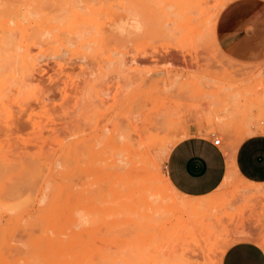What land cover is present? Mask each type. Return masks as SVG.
<instances>
[{
	"label": "rangeland",
	"instance_id": "obj_1",
	"mask_svg": "<svg viewBox=\"0 0 264 264\" xmlns=\"http://www.w3.org/2000/svg\"><path fill=\"white\" fill-rule=\"evenodd\" d=\"M43 1L0 0V264H219L243 240L264 251V184L231 173L191 221L162 213L180 198L140 175L149 136L164 175L168 142L189 129L222 151L264 135V41L238 59L210 35L230 0H201L203 14L189 0ZM34 7L49 32L22 21H45Z\"/></svg>",
	"mask_w": 264,
	"mask_h": 264
},
{
	"label": "crops",
	"instance_id": "obj_2",
	"mask_svg": "<svg viewBox=\"0 0 264 264\" xmlns=\"http://www.w3.org/2000/svg\"><path fill=\"white\" fill-rule=\"evenodd\" d=\"M263 31L264 3L234 0L219 12L214 38L219 50L232 57L257 58L261 57ZM230 167L237 179L264 184V135L247 137L234 148L222 151L212 145L210 136L189 129L188 136L168 152L164 175L176 192L201 198L223 183ZM219 264H264V251L252 241H238L225 249Z\"/></svg>",
	"mask_w": 264,
	"mask_h": 264
},
{
	"label": "bare ground",
	"instance_id": "obj_3",
	"mask_svg": "<svg viewBox=\"0 0 264 264\" xmlns=\"http://www.w3.org/2000/svg\"><path fill=\"white\" fill-rule=\"evenodd\" d=\"M43 1V0H42ZM45 1L46 0H44L43 2L45 3ZM50 1H52V0H49V2ZM56 1V0H55ZM55 1L53 0L52 2H54L55 3ZM59 0H57L56 2H58ZM227 1V0H226ZM229 1V0H228ZM232 1H234V0H230L229 2H232ZM32 2H34V0H32ZM38 2H39V0H38ZM47 2V1H46ZM60 2H62V1H60ZM70 2V1H69ZM188 2V1H187ZM186 2V3H187ZM205 2V1H204ZM209 2V1H208ZM31 3V2H30ZM35 3H36V1H35ZM43 3V5H45V6H47L46 4H44ZM131 3V2H130ZM32 4L34 5V3H31L30 5L28 4V6L27 7H30L29 9H31V8H33L32 7ZM37 4V3H36ZM52 4V3H51ZM48 5V6H52V5ZM56 4V3H55ZM55 4H53V5H55ZM58 4V3H57ZM67 4V3H66ZM171 4H173V3H171ZM203 5V3H202V1L201 0H189V4H188V7L191 5V8H195V9H197L198 10V12L200 13V14H203L204 13V11L200 8V5ZM225 4V3H224ZM40 5H42L41 3H40ZM40 5H38V6H40ZM60 5V4H59ZM179 5H181V4H179ZM204 5H206L205 3H204ZM36 6V5H35ZM44 6V7H45ZM67 6V5H66ZM65 6V7H66ZM134 6V5H133ZM58 7H60V6H58ZM65 7H63V8H65ZM88 7V6H87ZM176 7V6H175ZM186 7V6H185ZM185 7H184V10H185ZM202 8L203 7H205V6H201ZM224 7V6H223ZM37 8V7H36ZM36 8L34 7V11H30L29 12V10H28V13H29V15L31 16V17H33L34 15H36V14H34V13H38V15L40 14L37 10H36ZM38 8H40V7H38ZM53 8V7H52ZM63 8H62V10L61 11H64L63 10ZM67 8V7H66ZM174 8V7H173ZM190 8V9H191ZM57 9V8H56ZM190 9H188V11L190 10ZM43 10V9H42ZM45 10V9H44ZM44 10H43V12H44ZM55 10V9H54ZM69 9H67V11H68ZM174 10H176V9H174ZM40 11V10H39ZM47 11V10H46ZM134 11H135V9H134ZM194 11V10H193ZM221 11V10H220ZM219 11V12H220ZM65 12V11H64ZM69 12V11H68ZM133 12V11H132ZM185 12V11H184ZM192 12V11H191ZM191 12H189V14H191ZM196 12V11H195ZM197 12V13H198ZM218 12V13H219ZM32 13H33V16H32ZM57 13V12H56ZM61 13V12H60ZM84 13V12H83ZM83 13H81V14H83ZM134 13V12H133ZM174 13V12H173ZM180 13V12H179ZM188 14V13H187ZM192 14L194 15V13L192 12ZM46 15V14H45ZM47 15H48V13H47ZM87 15V14H86ZM91 15V14H90ZM134 15V14H133ZM179 15H181V14H176L175 16H179ZM182 15H183V12H182ZM181 15V16H182ZM186 15V14H185ZM197 15V14H196ZM218 15V14H217ZM217 15H213L212 17H210L211 19H208L210 22V26H209V31H210V35H212L211 37H212V39H214V24H215V20H216V17H217ZM27 16V15H26ZM25 15L23 16V18H21L22 19V21L23 20H25V21H30V23L31 24H34L36 27H40V26H43L44 27V29H45V31L46 32H49V30H51L52 28H54L55 27V25H53V24H51L50 23V21H48V20H46L47 18V16L45 17L44 15V17L43 16H40V17H43L44 19H42V18H40V20H45V21H40V22H38V20H35V18L32 20V18H30V19H28V17H26ZM48 16H50L51 17V15H50V13H49V15ZM64 16V15H63ZM68 16V15H67ZM70 16V15H69ZM136 16V15H135ZM56 17H57V15H56ZM85 17V16H84ZM137 17V16H136ZM184 17V16H183ZM182 17V18H183ZM52 18V17H51ZM58 18V17H57ZM59 18H60V16H59ZM64 18H65V16H64ZM86 18V17H85ZM129 18H131V16L129 17ZM134 18V17H133ZM177 18V17H176ZM28 19V20H27ZM37 19H39V18H37ZM66 19V18H65ZM65 19H63L62 21L63 22H65L66 20ZM184 19V18H183ZM57 21H58V19H56ZM60 20V19H59ZM65 20V21H64ZM137 20V19H136ZM57 21H55L56 23L55 24H58V22ZM121 21V20H120ZM119 21V22H120ZM128 21H129V19H128ZM127 20H126V22H128ZM131 21V20H130ZM129 21V22H130ZM194 21V20H193ZM67 22V21H66ZM95 22H97V21H95ZM129 22H128V24H129ZM140 22V21H139ZM138 22V23H139ZM52 23H54V22H52ZM60 24V23H59ZM64 25V23H62L61 22V25ZM115 23H113V25H114ZM126 24V23H125ZM69 25H70V23H69ZM72 25V24H71ZM91 25V24H90ZM116 25V24H115ZM132 25V24H131ZM25 26V25H24ZM59 26V25H58ZM57 25H56V28L58 29L59 27H61V26H59L58 27ZM107 27H108V25H106ZM65 27V26H64ZM80 27V26H79ZM86 27V26H85ZM113 27H115V26H113ZM132 27H134V25L132 26ZM19 28V27H18ZM34 27H31V29H33ZM63 28V27H62ZM61 28V29H62ZM65 28H68L67 27V25H66V27ZM77 28V27H76ZM87 28V27H86ZM85 28V29H86ZM90 28H93V25H92V27H88V30L90 29ZM100 28H101V26H100ZM100 28H98V29H100ZM139 28H141V27H139ZM143 28V27H142ZM57 29H56V31H57ZM83 29H84V27H83ZM82 29V30H83ZM84 29V30H85ZM109 29V28H108ZM111 29H113L112 27H111ZM119 29H121V28H119ZM132 29H134V28H132ZM92 30H94L95 31V27H94V29H92ZM126 30H128V29H126ZM29 31H30V29H29ZM37 30H32L31 32H36ZM81 31V30H80ZM90 31V30H89ZM110 31V30H109ZM114 31V30H113ZM130 31V30H129ZM135 31V30H134ZM138 31H140V29L138 30ZM78 32V31H77ZM111 32V31H110ZM110 32H108L106 35H111V34H113L112 32H111V34H110ZM115 32V31H114ZM125 32V31H124ZM123 32V33H124ZM184 33H185V31H183ZM37 33V32H36ZM35 33V34H36ZM45 33V32H44ZM44 33H43V35H44ZM90 33L92 34L93 33V31L91 32L90 31ZM102 34V31H98L97 30V34ZM132 33V32H131ZM135 33V32H134ZM134 33H132V34H134ZM178 33H180V31H178ZM40 34L41 33H39L38 35L40 36ZM48 34V33H47ZM50 34L52 35L53 33H52V31H50ZM80 34H82V33H80ZM79 34V35H80ZM100 34V35H101ZM183 34V33H182ZM31 35V34H30ZM37 35V36H38ZM42 35V36H43ZM46 35V34H45ZM44 35V36H45ZM49 35V34H48ZM48 35H46V37L48 36ZM66 35V34H65ZM68 35H69V33H68ZM76 35V34H75ZM100 35H98V36H100ZM114 35V34H113ZM124 35V34H123ZM126 35H129V34H126ZM38 36V37H39ZM77 36V35H76ZM75 36V37H76ZM91 36V35H90ZM89 36V37H90ZM97 36V35H96ZM129 36H131V35H129ZM134 36V35H133ZM33 37V36H32ZM31 37V38H32ZM51 37V36H50ZM88 37V38H89ZM102 37V36H101ZM42 38V37H41ZM84 38V37H83ZM111 38H112V36H111ZM117 38V37H116ZM33 39V38H32ZM36 39V38H35ZM38 39V38H37ZM36 39V42L34 41V43H39V41ZM113 39V38H112ZM111 39V40H112ZM41 41H42V39H40ZM45 39H43V42H45L44 41ZM48 40V39H47ZM82 40V39H81ZM110 40V39H109ZM110 40V41H111ZM38 41V42H37ZM40 41V42H41ZM49 41V40H48ZM113 41V40H112ZM66 42V41H65ZM64 42V43H65ZM97 43V42H96ZM35 44V45H36ZM51 44V43H50ZM214 44H215V40H214ZM215 47H216V49L217 50H219V48L217 47V45L215 44ZM31 56V55H30ZM225 56V55H224ZM21 57H22V55H21ZM32 57V56H31ZM30 57V60H32V58ZM226 57V56H225ZM23 58V57H22ZM29 58V57H28ZM34 60V59H33ZM32 60V61H33ZM28 61H29V59H28ZM231 61V60H230ZM26 62V61H25ZM232 62V61H231ZM31 64V63H30ZM35 66H36V62H35ZM31 67V66H30ZM31 70V69H30ZM240 72H242V71H240ZM247 74V73H246ZM243 75V74H242ZM248 76V75H247ZM177 128V127H176ZM205 129V128H204ZM202 132H203V130H202ZM204 136V135H203ZM184 138V135H182L179 139H176V140H172V141H169L168 142V144L167 145H171V147H173L176 143H178L180 140H182ZM162 140L161 139H159L157 136H155V137H151V136H149L148 138H147V140H146V143H145V152L143 153V156H142V159L140 160V162H139V164H140V169H141V176L143 177V176H145V175H143V174H148L149 175V177L147 178V179H150V186L152 185V186H157V187H161V189L163 190V192H165V193H167V194H170V195H173V197H178V198H180V202L177 204V203H172L171 205H168V206H163L162 204H160L159 205V208H160V210L162 211V213H165V214H172V215H175V214H180L181 216H186L187 218H188V220H195V218L197 219V218H199V213H201L203 210H206L207 208H209L211 205H213V203H214V201H215V198H213V197H201V198H190V197H186V196H184V195H182V194H180V193H178V192H176L172 187H171V185H170V183H169V181H168V179L164 176V175H161V173L158 171V169H157V167H156V165H154L151 161H150V159H149V155H148V152H149V150H150V148H152V147H154V146H156V145H159L160 144V142H161ZM160 147V146H159ZM156 150H158V149H156ZM147 157V158H146ZM144 158V159H143ZM150 168V169H149ZM144 171V172H143ZM231 173H233V170L232 169H229L228 170V172H227V175L225 176V179H224V181L223 182H225V181H227L228 180V178L230 177V175H231ZM141 192H142V195H144L145 196V199L147 198V197H152L154 194H155V192H154V189L152 188V187H149V188H146V184L145 183H142V185H141ZM147 192L149 193V195H147ZM148 199V198H147ZM193 220V221H194ZM196 221V220H195ZM45 230V229H44ZM46 231V230H45ZM191 248V247H190ZM60 261V260H59ZM164 263V262H163Z\"/></svg>",
	"mask_w": 264,
	"mask_h": 264
},
{
	"label": "built area",
	"instance_id": "obj_4",
	"mask_svg": "<svg viewBox=\"0 0 264 264\" xmlns=\"http://www.w3.org/2000/svg\"><path fill=\"white\" fill-rule=\"evenodd\" d=\"M212 145L218 147L220 145V140L217 138L212 139Z\"/></svg>",
	"mask_w": 264,
	"mask_h": 264
}]
</instances>
